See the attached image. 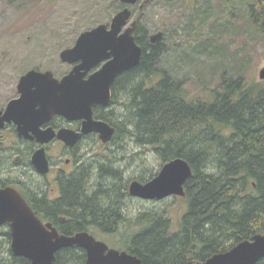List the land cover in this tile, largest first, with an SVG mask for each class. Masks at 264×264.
<instances>
[{"label":"trees","instance_id":"1","mask_svg":"<svg viewBox=\"0 0 264 264\" xmlns=\"http://www.w3.org/2000/svg\"><path fill=\"white\" fill-rule=\"evenodd\" d=\"M232 3L234 9L242 10L239 4L247 8L243 11L249 23L264 37V0ZM200 15L195 12L193 19L202 25L206 18ZM136 40L143 50L141 65L120 80L132 131L139 143L163 153L165 162L185 159L193 176L185 184L188 207L180 231L173 234L161 215L148 217L147 225L132 222L136 232L129 250L144 264H197L264 235V83L247 82L236 68L225 70L221 85L208 99L187 103L177 80L168 74L160 81L155 78L154 68L165 53L163 44L152 45L141 25ZM104 193L90 196L75 189L65 199L94 212L103 207L101 199L110 207L120 194L114 187ZM118 226L110 228L117 233ZM82 227L87 228L78 226ZM67 251L56 264L63 258L75 263L76 248ZM8 257H1L0 263H14ZM80 258L84 260L81 254Z\"/></svg>","mask_w":264,"mask_h":264},{"label":"rangeland","instance_id":"2","mask_svg":"<svg viewBox=\"0 0 264 264\" xmlns=\"http://www.w3.org/2000/svg\"><path fill=\"white\" fill-rule=\"evenodd\" d=\"M231 3L232 0H140L137 6L120 8L121 3L115 0H0V101L11 96L13 81L15 84L26 71L39 69L63 74L68 66L61 63V53L73 48L84 32L103 24L110 26L126 7L133 11L129 26L136 22L149 38L164 33L160 43L165 53L154 68L158 73L155 78L160 81L168 74L173 82L177 80L187 103L208 99L221 85L225 70L236 68L247 82L264 83L260 78L264 69V37L249 23L243 11L247 8L239 4L243 9H234L236 4ZM195 12H201L200 19L206 18L204 24L193 19ZM124 108L121 106L116 112L120 124L129 127L127 133L126 129L120 133L123 143H117L124 150L115 156L99 151L97 157L100 162L117 158L114 167L121 166L124 171L119 177L110 173L96 178L103 194L109 187L125 185L128 190L134 181H150L166 163L163 153L138 142L127 116L129 111ZM117 191L122 195L121 190ZM119 200L114 199L112 206L116 209L119 204L121 210L126 209L129 219L119 224L113 236L101 237L122 248L125 239L135 235L132 222L147 225L148 217L161 215L175 234L181 229L188 207L187 197L180 196L160 201L131 196L125 208ZM101 202L104 207L105 201ZM2 258L10 259L5 255ZM76 259L75 264H81ZM67 261L65 264H72Z\"/></svg>","mask_w":264,"mask_h":264},{"label":"water","instance_id":"3","mask_svg":"<svg viewBox=\"0 0 264 264\" xmlns=\"http://www.w3.org/2000/svg\"><path fill=\"white\" fill-rule=\"evenodd\" d=\"M123 5L137 6L140 0H115ZM133 17L130 7L124 8L109 25H100L80 35L73 48L64 50L63 63L76 64L74 70L61 81L53 72L31 70L19 84L22 97L13 101L2 121L14 120L20 134L34 131L44 142L54 137V132L39 133V127L54 115H62L70 121L83 119V133H98L104 142L110 141L115 129L104 122L93 120V107L107 106L111 101V86L118 75L141 65L142 47L136 40L137 23H129ZM164 33L150 36L152 45L159 44ZM103 67L89 79L86 76L94 68ZM264 80V69L260 75ZM1 114V113H0ZM67 133H59L65 137ZM81 136L78 135L77 141ZM34 163L39 171H48L45 152L37 153ZM193 176L191 165L182 158L167 163L159 175L148 183L135 181L130 195L143 200H164L172 196L186 197L185 184ZM8 223L12 231V249L29 259L32 264H54L55 254L63 249L79 246L86 250V264H143L142 260L127 252L110 249L89 233L73 237L60 236L51 225H44L36 216L20 192L13 188L0 189V226ZM51 229V230H50ZM264 260V235L241 242L225 253L216 254L197 264H257Z\"/></svg>","mask_w":264,"mask_h":264},{"label":"flooded vegetation","instance_id":"4","mask_svg":"<svg viewBox=\"0 0 264 264\" xmlns=\"http://www.w3.org/2000/svg\"><path fill=\"white\" fill-rule=\"evenodd\" d=\"M61 63L68 66V70L63 74H58L51 70L41 71L37 69V71L43 73L51 71L54 77L61 81L70 75L74 68L80 64L78 62L71 65L62 61ZM103 65L104 63L90 71L86 79H89L98 72ZM30 71H26L21 75L15 84L13 81L11 96L6 101H0V189L13 188L20 192L42 223L46 226L51 225L60 236L73 237L79 233H89L97 241L108 245L110 249L127 252L130 255L138 257L129 250L130 238L125 239L124 249L122 246L120 247L112 241L104 240L101 237L103 234L113 236L114 232L110 228V225L124 223L129 219L126 209L121 210L119 204L116 209L112 205L110 207L105 205L97 211L89 212L83 211L81 202L79 204H70L65 199V194L75 189L77 192L84 190L90 196H100L103 193V187L101 185L98 186L96 183L97 179L110 174L112 169L116 172L111 173V176L119 177L124 171L121 166L118 167L119 169L114 167L118 164L117 158H108L100 162L97 157L99 151L103 154L110 153L112 156H115L124 150L117 143H123L120 140L124 137L120 136V133H123L124 129H126L127 133L129 127L127 125L124 127L120 124L121 121L117 120L118 116H116V112L121 106H125L123 100L125 97L120 100V96H122L121 92L125 89L123 87L124 84L120 80L124 79L128 72L118 75L113 82L110 104L93 107V120L95 122L107 123L115 129V135L110 141L104 142L100 135L95 132L84 134L83 127L85 120L83 119L70 121L62 115H54L47 123L39 127V133L54 132V137L44 142L42 137H38L34 131L20 134L19 126L14 120L2 121V118H4L8 111L9 105L22 97L19 91L20 80ZM128 83H126V86ZM61 132L67 133V136L60 138L59 133ZM78 135L81 137L75 141ZM41 151L45 152L48 162V171L46 173L40 172L34 163L35 156ZM169 162H166L165 165ZM148 182L140 183L145 184ZM130 186L131 184L128 185V190L125 185L117 187L122 192H125V194H119L118 196L120 199L118 203L120 202L124 205L122 206L124 208L131 198ZM82 224L87 226L85 230H83V227L81 229L78 228ZM12 241L13 237L10 225L6 223L0 226V257L9 255L14 264H32L29 259L19 256L14 252ZM74 248L78 252L77 262L81 261V264H86L88 260L87 252L79 246L59 250L55 254L56 261L54 264L57 263V258L60 254H64L68 252V249L72 250ZM80 254L84 257L83 262ZM138 258L141 259L140 257ZM65 259L61 260L63 262L61 264L68 262Z\"/></svg>","mask_w":264,"mask_h":264}]
</instances>
